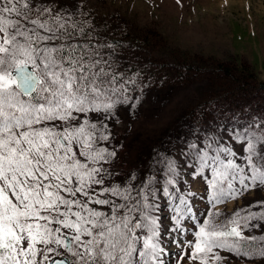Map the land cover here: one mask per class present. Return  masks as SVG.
<instances>
[{"label":"snow or ice","instance_id":"1","mask_svg":"<svg viewBox=\"0 0 264 264\" xmlns=\"http://www.w3.org/2000/svg\"><path fill=\"white\" fill-rule=\"evenodd\" d=\"M85 15L80 0H0V264H171L158 193L171 202L177 234L188 231L186 217L198 220L197 194L176 187L168 154H154L142 180L112 182L105 165L117 151L97 145L110 140L101 129L118 105L136 107L127 94L135 77L117 71L115 46ZM228 132L231 147L221 135L197 136L178 153L194 175L212 178L194 239L172 241L176 264H223L221 251L264 264V201L230 216L215 210L264 186V121Z\"/></svg>","mask_w":264,"mask_h":264},{"label":"rangeland","instance_id":"2","mask_svg":"<svg viewBox=\"0 0 264 264\" xmlns=\"http://www.w3.org/2000/svg\"><path fill=\"white\" fill-rule=\"evenodd\" d=\"M80 4L82 13L87 14L83 18L92 22L99 40L115 46L117 71L127 78L135 77V84L127 85V94L132 97L129 104L136 107L118 105L116 116L105 121L108 129H101L104 134L110 132V140L97 145L117 151L118 158L105 165L114 173L112 182L119 183L132 173L142 180L149 173L154 154L172 156L180 172L176 187L181 192L197 194L191 202L198 220L188 223L191 229L186 233L193 240L189 233L196 230V223L203 222L211 207L206 198L207 180L212 176L207 170L194 175V168L184 167L189 158L178 153L197 136L202 140L208 135H221L231 147L230 128L252 119L264 121V89L258 88L247 72L250 69V75L264 81V0H80ZM125 21L133 23L138 31L149 27L152 45L136 44L131 31L122 24ZM109 26L120 33V37L112 38L115 41L106 39ZM187 56L195 60L205 57L232 60L242 64L243 72L236 73L238 82L221 83L228 87L214 86L218 77L206 69L207 65L197 68L192 75V71L185 70L182 76H177L175 66ZM189 66L195 67L196 61ZM236 87L240 91L231 90ZM160 178L163 179L162 174ZM257 201H264V186L216 204L215 210L230 216ZM156 203L159 208L155 215L160 218L164 215L167 223L171 221L174 215L169 207L171 202L162 190ZM260 210L259 206L253 208ZM159 222L161 226V219ZM168 227L174 230V221ZM173 233L162 240L168 252L165 259L176 264L175 253L181 249L172 243V238L179 239V234ZM260 234L259 228L244 231L245 236ZM220 254L228 257L223 264H257L259 259H237L224 251Z\"/></svg>","mask_w":264,"mask_h":264},{"label":"trees","instance_id":"3","mask_svg":"<svg viewBox=\"0 0 264 264\" xmlns=\"http://www.w3.org/2000/svg\"><path fill=\"white\" fill-rule=\"evenodd\" d=\"M127 29H129L132 33L131 38L133 39V41L136 44H139L141 46H149L152 45V40H153V33L150 31V28L147 27L145 28V30L143 31H138L136 26L133 23H129L128 21H125L122 23ZM104 29V28H103ZM124 35H126V31H122ZM113 37H120V33L118 30L116 29H112L110 26L107 28L106 31V39L108 40H112ZM112 41H115V39H113ZM209 60H211L209 62ZM195 62L196 61V66L191 68L190 62ZM229 62V63H228ZM232 60L231 61H227L224 59H220V58H215V59H211V58H203V60H195L194 58H189L187 56V58L183 59V60H179L178 65L179 66H175L176 70H175V74L177 76H182V74L185 72V70L188 71H192L191 75L197 70V68L207 65L208 67L206 68L207 70L213 71L214 73L217 74V80L214 84L215 85H219V86H223L225 84H222L224 81L228 80L230 81L229 83H233V82H238V77L236 76V73H242V69L241 67L242 64H238V63H233L234 66H232ZM264 68V66H263ZM126 71V70H125ZM250 69L248 72V75L250 76V78L255 79L254 82L256 83V86L258 88H262L264 89V81H260V80H256V78H254V75H250ZM226 86V85H225ZM228 87V86H226ZM231 89V88H230ZM232 91H240L237 87L234 89H231ZM203 93V92H202ZM198 109H196V111H198ZM197 116H200V113H197ZM161 228L162 230H164L163 234H162V238L163 237H170L173 232H175L174 230L170 229L168 227V225H171V221H169L167 223V221L165 222V220H168L167 217H165L164 215L161 216ZM191 222L190 218H187L185 221L182 222V227L184 229H187L188 231L183 232L182 234H179V239L180 240H184L187 236L186 233H188L190 231L191 228H189L188 223ZM168 224V225H167ZM190 234V233H189ZM189 240H192V238H186Z\"/></svg>","mask_w":264,"mask_h":264},{"label":"bare ground","instance_id":"4","mask_svg":"<svg viewBox=\"0 0 264 264\" xmlns=\"http://www.w3.org/2000/svg\"><path fill=\"white\" fill-rule=\"evenodd\" d=\"M255 73V72H254ZM252 76V75H251ZM258 77V76H257ZM262 77V76H261ZM159 208V207H158ZM160 211V210H159ZM162 213V212H161ZM163 238H166V237H163ZM186 238H188V237H186ZM191 238V237H190ZM187 240H189V239H187ZM182 241V240H181ZM182 243H183V241H182Z\"/></svg>","mask_w":264,"mask_h":264}]
</instances>
